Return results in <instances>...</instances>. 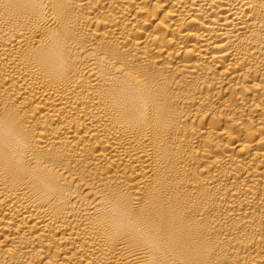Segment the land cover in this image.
Returning <instances> with one entry per match:
<instances>
[{"label": "bare ground", "instance_id": "bare-ground-1", "mask_svg": "<svg viewBox=\"0 0 264 264\" xmlns=\"http://www.w3.org/2000/svg\"><path fill=\"white\" fill-rule=\"evenodd\" d=\"M0 264H264V0H0Z\"/></svg>", "mask_w": 264, "mask_h": 264}]
</instances>
